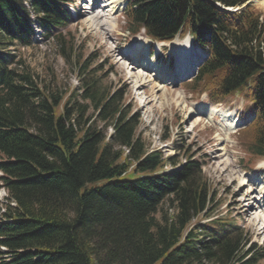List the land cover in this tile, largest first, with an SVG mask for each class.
<instances>
[{"label": "trees", "instance_id": "1", "mask_svg": "<svg viewBox=\"0 0 264 264\" xmlns=\"http://www.w3.org/2000/svg\"><path fill=\"white\" fill-rule=\"evenodd\" d=\"M247 1L127 0L124 18L129 33L158 41L194 35L208 57L192 91L221 102L240 90L252 100L243 144L253 165L264 158V14L252 4L224 10ZM30 11L49 37L71 20L61 0H0V264H259L233 216L206 212L210 185L198 161L179 166L147 151L138 116L98 79L80 103L17 59L11 48L33 45ZM60 45L67 59L76 55ZM91 107L104 130L87 116ZM135 173L143 175L128 178Z\"/></svg>", "mask_w": 264, "mask_h": 264}, {"label": "rangeland", "instance_id": "2", "mask_svg": "<svg viewBox=\"0 0 264 264\" xmlns=\"http://www.w3.org/2000/svg\"><path fill=\"white\" fill-rule=\"evenodd\" d=\"M94 1L96 0H61L71 20L65 28L54 27L52 37L43 34L31 11L28 16L35 31L33 45H16L11 48L12 52L36 75L42 85L54 92L67 93L68 96L76 94L77 97L73 100L80 103H89L83 98L87 93V81L90 78L98 79L101 90L118 94L125 110H131L133 115L138 116L137 135L141 137L147 151H160L164 157H173L179 166L190 160L198 161L202 166L203 178L210 185L206 212L213 217L233 216L246 231L249 248L254 254L260 253L263 256L259 264H264V232L259 231L264 225V220L259 218L264 215V208L255 211L253 215L258 219H254V216L250 217L247 213L254 200L247 203V208L241 201L251 189L254 190L252 196L258 201V190L252 187V182L257 179L261 181V185L264 184L262 160H256L254 166L249 164V155L243 144V141H250V129L245 128L254 119L250 98L240 92L214 104L210 95H201V90L193 92V79L197 73H184L176 77L181 66L177 62L178 55L174 58L171 54L176 46L171 45L170 49L168 44L161 45L158 61L153 62L160 64L162 71H165L163 77H157L156 66L143 70L140 66L144 58L132 66L136 71L147 75L152 82H146V85L137 89L136 80L128 81L127 73L122 72L118 64V61L126 63V58L121 54L122 49L128 47L131 38H139V34L134 36L127 30L124 18L127 0H121L122 8L119 12L104 17L101 15L109 14L115 0H97L95 13L101 12V17L95 16L92 11L87 13ZM252 4L264 14L261 3L253 0ZM188 36H178L177 42L187 41ZM61 41L71 44L76 55L67 59L62 54ZM146 43L151 44L153 51L158 46L157 41L148 39ZM194 50L199 52L197 59L202 62L206 52L196 45ZM199 104L228 109L241 118L244 124L227 136L225 129H221V118L215 115L212 119L208 114H199ZM97 113L91 107L87 116L96 122L98 128L104 130V124L97 118ZM111 132L112 127L107 126L106 133L109 135ZM223 146L226 149L219 150ZM166 168L169 170L172 166L167 165ZM141 175L143 174L135 173L128 178L136 179ZM5 197L6 191L0 188V204H3ZM209 216H199L194 222L205 221Z\"/></svg>", "mask_w": 264, "mask_h": 264}, {"label": "bare ground", "instance_id": "3", "mask_svg": "<svg viewBox=\"0 0 264 264\" xmlns=\"http://www.w3.org/2000/svg\"><path fill=\"white\" fill-rule=\"evenodd\" d=\"M115 2L116 3L113 6H111L112 8L109 9V11H108L109 14L107 13V14L101 15V12L95 13V6H97V0L92 2L91 7H89L90 10L89 11L86 10V11L88 14L92 11L95 16H99V17H101V16L104 17L105 15L110 16L115 12H119L122 8L121 0H115ZM257 2L261 3V5L264 6V0H257ZM104 7H107V6L105 5ZM108 7H109V5H108ZM84 13H85V11H84ZM177 40L178 39H174L173 41H171L170 43H167V44L169 45L170 49H171V45H173L172 47L176 46V54L178 55L177 62L180 64V66L185 67V69H183V73H185L186 70L191 69L195 65L199 52L194 51L193 45L191 44V42L183 41V40H182V42H177ZM145 43L146 42L141 41L137 45L128 46L126 48V51H128V53H130L132 55V57L129 58V57L125 56L128 53H125L122 51L121 54L124 56V58H126V63L122 62V61H118V64H119L121 71L127 73V80L128 81L132 80L133 82H135V80H136L135 87L137 89L138 88L140 89L142 86L146 85V82L152 83L150 81V79L148 80L149 77L147 75L141 74L140 71L138 72V71H136V69L134 67H132V66H135V64H137V57H139V54L141 53L140 50H143V48H145ZM162 44H164V43L158 42L157 43L158 46H156L155 56L152 54L150 58H145L142 65L140 66L143 70H146L147 68L149 69L152 66H156V70L158 71V76H157L158 78L163 77L165 71L164 72L162 71L160 64H154L153 62H154L156 56L159 55ZM129 49L131 51H129ZM191 52H192V55H191ZM130 60H132V62H129ZM152 63L154 65H151ZM179 75H180V73H177V75H175V76L177 77ZM174 81H176V80H174ZM197 112L199 114H208L212 117V119H213V116L218 115L221 118V122H220L221 129L222 130L225 129V131H226L225 133L227 136L230 133L235 132L239 127H241L244 124V121H242L241 118H239L237 115L236 116L233 115L230 112V110H228V109H226V110H224L222 108L217 109L216 107H214L212 105L199 104L198 108H197ZM225 149H226L225 146L219 148V150H222V151ZM260 183H261V181H259L257 179H254V181L252 182V187H255L256 190H258V193H257V194H259V200L258 201H257V198H255V196H252V194H254V190H252V189L249 190V194H247V196L245 198H243V200H241L242 203L244 204L245 208H247V206L249 205V204L247 205V203L252 202L254 200L253 206H250L247 209L248 216H250V217L254 216L253 214H255V211H257L258 208H264V184L261 185ZM259 218L261 220L262 219L264 220V215L260 216ZM254 219H258L257 216L256 217L254 216ZM263 224H264V222H263ZM259 231L264 232V225L261 226Z\"/></svg>", "mask_w": 264, "mask_h": 264}]
</instances>
